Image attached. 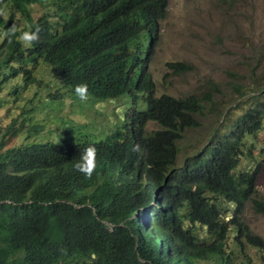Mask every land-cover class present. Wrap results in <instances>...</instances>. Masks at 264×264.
Here are the masks:
<instances>
[{
	"label": "trees",
	"instance_id": "obj_1",
	"mask_svg": "<svg viewBox=\"0 0 264 264\" xmlns=\"http://www.w3.org/2000/svg\"><path fill=\"white\" fill-rule=\"evenodd\" d=\"M36 3L56 13L33 20ZM55 3L56 9L50 0H0L11 14L7 22L0 17V30L17 14L41 28L30 48L15 37L0 43V65L6 66L0 83L18 74L22 86L33 83L34 66L43 63L69 93L83 83L89 96L127 94L147 109L133 110L131 136L121 132L99 141L78 135L4 148L8 130L0 126V264H253L242 248L264 251V239L240 215L248 201L264 212L255 198L263 161L237 167L242 155H253L254 138L264 129V85H239L245 107L179 165L178 142L213 97L155 91L147 63L168 0ZM168 65L190 68L182 61ZM151 121L158 128L149 131ZM88 145L97 149L90 178L74 168ZM229 233L234 238L227 248ZM233 247L245 259L237 262Z\"/></svg>",
	"mask_w": 264,
	"mask_h": 264
},
{
	"label": "rangeland",
	"instance_id": "obj_2",
	"mask_svg": "<svg viewBox=\"0 0 264 264\" xmlns=\"http://www.w3.org/2000/svg\"><path fill=\"white\" fill-rule=\"evenodd\" d=\"M47 11L56 13L47 4L36 3L31 7V16L35 20ZM17 17L18 27L27 30L30 23L19 14L14 20ZM176 61L188 63L190 68L176 71L168 65ZM0 67L6 68L2 64ZM34 69L33 83L22 86L20 74L0 83V126L2 131L8 130L4 148L24 142H59L63 137L75 141L78 135L98 141L110 135L115 118V127L128 124L132 105L128 95L101 100L88 95L86 102L81 101L69 93L59 77L53 76L49 66L38 63ZM147 71L157 94L213 97L212 104L205 103L197 117L198 124L187 129L178 142L176 162L180 165L201 149L214 129L224 131L245 107L241 104L243 98L238 97L239 85L247 89L254 82L264 85V0H168ZM113 101L118 104L117 117L108 108ZM157 127L154 122L147 126L148 130ZM253 143V155H242L237 170L250 169L258 159L263 161L255 198L264 205V152L259 151L261 147L264 150V129ZM223 206L233 212L231 204L224 201ZM240 219L264 239V212L257 211L251 201L244 204ZM233 238L232 233L226 237L227 248ZM242 249L251 256L253 264H264V251L251 245ZM231 250L238 253L237 262L245 259L239 249Z\"/></svg>",
	"mask_w": 264,
	"mask_h": 264
},
{
	"label": "clouds",
	"instance_id": "obj_3",
	"mask_svg": "<svg viewBox=\"0 0 264 264\" xmlns=\"http://www.w3.org/2000/svg\"><path fill=\"white\" fill-rule=\"evenodd\" d=\"M55 1L56 0H50V3H51V5L54 6V8L56 6ZM57 13L59 14V12H57ZM10 15L11 14L7 8V5H0V17H2L4 19V22L8 21ZM18 19H19V17H17L16 20H13V23L10 27H7V28L0 30V43L4 42L5 40H7L9 43H11L12 38L15 37L17 42L20 43L23 47L30 48V47H32L33 43L39 39V32L41 31V28H40L39 24H35V25L29 24L27 26V30H22L18 27V23H17ZM73 91L75 93V96L77 98H79L81 101L86 102L88 100V87L86 84L81 83V84L76 85L74 87ZM124 95H127V94H124ZM121 96H123V95L117 96V97L112 98V99H117ZM103 99H105V98H103ZM131 101H132V105L129 109L130 113H129L128 124L122 125L120 127H115L116 120H117V118H115L113 120V122H114L113 130L109 129V131H111V133L106 138L112 137L114 135H120L121 132L127 133L128 137L131 136L133 110H135V109H138V110L147 109V105L142 101V99H138L136 102H134L131 99ZM138 103H139V105H138ZM143 105H145V107H143ZM117 107H118V104L114 101H113V105L108 106V108L111 111L112 116L117 117L118 113L115 111V109ZM84 121L89 122V120H84ZM147 126H148V124H147ZM147 130H148V128H147ZM123 140L124 139H121L118 141L122 142ZM133 145H137L136 141H133ZM96 155H97V149L95 148V146L94 145H88L87 147L84 148L83 152L80 155V159L77 163H75L74 168L78 172L82 173L85 177L90 178L93 175V173L96 171V168H97ZM152 204H154V200L150 201L149 208H151ZM143 210H145V207H143ZM135 214H139V211H136ZM147 215H148V213H147ZM199 229H201V231H203V229L201 227H199L198 232H201V231H199ZM93 258H95V257H93ZM140 260L143 261L142 258H140Z\"/></svg>",
	"mask_w": 264,
	"mask_h": 264
}]
</instances>
